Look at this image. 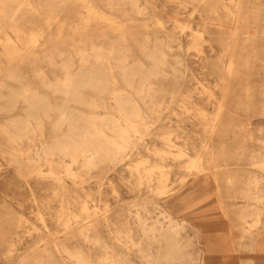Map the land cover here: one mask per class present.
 Here are the masks:
<instances>
[{"label":"rangeland","instance_id":"374dc122","mask_svg":"<svg viewBox=\"0 0 264 264\" xmlns=\"http://www.w3.org/2000/svg\"><path fill=\"white\" fill-rule=\"evenodd\" d=\"M137 2L144 8L140 14L128 1L30 0L17 20L0 23V85L5 83L0 87V126L12 118L4 116L13 111L1 109L9 89L24 84L50 103H60L63 95L47 85L55 86L65 76L63 66L78 72L81 56L88 55L91 62L96 49L113 42L128 50L129 62L137 58L148 65L141 46L146 37L162 35L160 27L169 45L167 77L152 79L155 89L166 90H158L152 99L134 93L144 124L113 161L90 169L83 168L81 160L72 161L70 173L69 158L43 154L66 127L54 132L55 115L39 118L40 127L29 123L16 143L0 131V233L61 231L67 219L74 224L86 212L105 213L112 221L129 213L147 225L167 216L165 220L184 223L179 235L187 252L200 255L201 264H264V210L258 244L239 248L236 243L240 214L248 208L239 192L254 168L234 173L229 183L224 174L214 177L211 171L199 174L189 167L200 154L208 161L209 151L218 163L248 162L264 153V0H244L236 18L231 16L235 7L228 13L226 0ZM234 25L240 29L236 34L231 32ZM227 47L233 51L232 61ZM114 74L115 87L129 91L117 71ZM169 89L178 92L172 99ZM82 92L87 101L95 98L97 106L86 98L81 104L71 102L78 115L96 116L97 121L117 116L107 95ZM24 107L20 102L14 118H23ZM162 173L166 176L160 181ZM30 243L28 239L23 247ZM23 247L15 254L22 255ZM0 264H7L3 253Z\"/></svg>","mask_w":264,"mask_h":264},{"label":"bare ground","instance_id":"6f19581e","mask_svg":"<svg viewBox=\"0 0 264 264\" xmlns=\"http://www.w3.org/2000/svg\"><path fill=\"white\" fill-rule=\"evenodd\" d=\"M107 1L116 4L128 1L137 14L144 10L139 8L138 0ZM226 2L230 15L233 13L230 8L235 7L236 13L231 16L236 18L244 0H226ZM27 4H30V0H0V23L4 25L13 23L20 17ZM177 27L183 29L184 25L177 24ZM258 27L257 24L254 27L257 32ZM160 28L162 35L156 34L153 39L146 37V42L141 46L144 59L149 61L148 65L137 58L129 62L128 50L125 47L116 48L111 42L108 46L96 49L91 62L88 55L81 56V68L78 72H69L67 66H63L65 76L58 80L57 85L53 86L51 83L47 85L52 92L63 95L64 100L60 103H50L47 96L35 89L31 90L24 84L9 89L4 96L7 102L1 109L9 113L13 111L8 116H4L5 119L12 118L9 119L8 126H0L1 133L5 135L7 141L16 143L29 123L34 121L39 126V118L42 116L50 118L55 115L54 132H60L63 125L66 127L63 134L43 148V154L52 157L57 153L61 159L69 158L67 170L70 173L74 171L70 168L72 161L81 160L83 168L90 169L122 156L132 142L133 134L139 132L141 125L144 124L143 113L133 98L134 93L152 99L158 90H161L160 92L166 90L155 89L152 83V79L167 77L165 66L169 56L166 50L169 47L168 36L165 29ZM239 30L235 25L231 28L232 34H236ZM261 32L264 39V25ZM195 40L198 38L195 37ZM261 47L264 48V44ZM232 55L233 51L227 47V57L230 61ZM116 71L129 91L122 92L115 87ZM14 75L10 72L9 78ZM15 79L19 82L21 80L18 75ZM4 86L3 82L0 87ZM83 89H92L96 94L107 95L113 102L117 116L107 115L97 121L96 116L86 119L78 115L70 103L81 104L85 98L87 101ZM168 92L171 99L178 93L174 89H169ZM20 102L25 105L22 119L14 118L20 113L18 111ZM87 102L97 106L95 98H90ZM155 103L159 106L161 100ZM16 108L18 109L14 110ZM213 130L212 127L209 131L213 132ZM183 152L180 151L179 155L184 154ZM207 156L209 159L204 162L200 154L196 161L190 162L189 167L196 169L199 174L206 170L211 171L214 177L224 174L229 183H232L234 173L248 171L247 167L254 168L244 180L243 188L239 192L246 197L248 208L246 212L240 214V234L236 243L239 248L247 244L256 246L260 232L257 229L260 222L259 215L264 210V153L247 159L248 162L230 163H218L217 158L210 151ZM165 176L162 173L158 179L162 181ZM40 212L39 209L38 214ZM166 218L167 216L158 218L152 225H147L141 217L135 219L129 213H121L116 221H112L105 213L86 212L74 224L67 219L66 227L61 231L24 232L16 229L1 232L0 253L5 255L7 264H201L203 261L200 255L194 256L187 252L186 243L182 242V237L179 235L180 226H184V223L175 221L171 217L168 220H165ZM28 239L31 243L23 247ZM22 247L25 251L22 255H16L15 252Z\"/></svg>","mask_w":264,"mask_h":264}]
</instances>
